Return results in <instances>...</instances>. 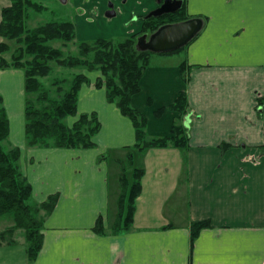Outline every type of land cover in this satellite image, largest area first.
I'll return each instance as SVG.
<instances>
[{
	"label": "crops",
	"instance_id": "0c3cea01",
	"mask_svg": "<svg viewBox=\"0 0 264 264\" xmlns=\"http://www.w3.org/2000/svg\"><path fill=\"white\" fill-rule=\"evenodd\" d=\"M6 1H0V12ZM185 1L187 14L203 19L200 31L180 56L175 55L180 51L153 54L131 104L146 116L150 137L166 136L181 115L168 107L186 92L189 111L181 119L189 134L186 148H132L133 122L108 101L105 86H96L98 71L82 84L71 124L83 113H95L100 121L96 146H29L23 71L0 70L7 142L21 150L19 163L32 200L42 203L58 195L43 220L36 258L28 260L26 240L3 243L0 264H264V0ZM98 3L103 10V0ZM127 5L122 26L127 31L119 32L125 36L141 29L140 18L158 2L127 0ZM83 17L78 20L86 24ZM5 75H17L19 85L14 88V77ZM11 103L18 105L15 115L7 111ZM161 108L166 110L157 115ZM129 153L133 168L144 170L142 190L132 229L114 234L119 161ZM99 219L104 233L94 230ZM199 221L209 226L192 243L191 225ZM13 224L6 222L7 228Z\"/></svg>",
	"mask_w": 264,
	"mask_h": 264
},
{
	"label": "trees",
	"instance_id": "16d2710c",
	"mask_svg": "<svg viewBox=\"0 0 264 264\" xmlns=\"http://www.w3.org/2000/svg\"><path fill=\"white\" fill-rule=\"evenodd\" d=\"M0 12V70L20 68L25 76V136L29 146L54 148H93L96 146L93 136L100 129V121L95 113H83L68 126L65 120L76 115L79 90L89 78L83 73H75L71 80L65 78L54 81L58 86V95L51 97L44 87L41 78L47 77L53 70L50 62L68 69L82 68L88 71H100L102 76L96 86L106 87L107 99L115 103L122 114L129 117L135 127L136 142L132 148L143 152L149 148L177 147L189 145V134L181 119L189 111L186 92H181L168 108L181 115L172 125L171 133L166 136L150 137L147 134L146 116L131 104L132 97L140 91V81L145 70L151 65L153 52L142 50L138 41L144 35H151L165 24L191 19L186 12V1L175 13L163 16H152L142 19L138 32L120 40L99 38L81 40L77 44V54L65 56L61 48L51 42L62 41L64 45L76 38L75 23L71 20L49 21L34 28L27 27L29 9L41 12L43 5L33 0H8ZM194 18V17H193ZM201 21V17H195ZM15 40L20 44L8 60L4 55L11 47L4 40ZM187 46V45H186ZM185 46V47H186ZM183 47V48H185ZM181 48V49H183ZM163 54H173L180 51ZM181 76L188 80L185 68L181 65ZM66 84L67 87H63ZM36 94V99L30 95ZM39 103V104H38ZM38 104V105H37ZM166 108L157 111L162 115ZM10 133L9 118L0 96V217L10 215L14 224L0 231V242L17 229L25 231L26 254L33 261L42 247L43 221L37 217L41 210L46 214L54 208L58 195H51L47 201L35 203L32 200V187L23 175L20 167L21 150L17 146L5 147ZM128 162L120 164V194L117 202V213L111 232L114 234L128 232L132 229L135 213V200L142 190L141 179L144 170L133 168V156L129 153ZM132 169V179L127 172ZM129 169V170H131ZM209 226L208 221L194 222L191 225V241L196 239L200 230ZM98 233L105 228L99 219L94 227ZM12 244L13 242H6Z\"/></svg>",
	"mask_w": 264,
	"mask_h": 264
},
{
	"label": "rangeland",
	"instance_id": "374dc122",
	"mask_svg": "<svg viewBox=\"0 0 264 264\" xmlns=\"http://www.w3.org/2000/svg\"><path fill=\"white\" fill-rule=\"evenodd\" d=\"M0 1H6V0H0ZM8 1V0H7ZM6 1V3H7ZM41 5H43L44 9L41 12H37L34 9H29V19L27 20L26 24L28 28H34L39 25L45 24L49 21H62V20H71L75 23V31H76V38L74 41L67 43L64 45L62 41H54L51 42V45L54 47L61 48L64 52V55H70V54H77L78 48L77 44L79 41H85V40H96L99 38H111L114 40H120L125 37L123 35L124 33H119L122 31V26H125L124 19L127 16L125 12V8H127V0H103V10L101 8V5L99 4L98 0H82L83 4H78L77 0H33ZM118 3V5L116 4ZM9 3V1H8ZM115 5V12L116 15L113 17H108L106 15V12L109 8L110 4ZM2 6V3L0 2V8ZM85 15V18L83 17L84 21H86V24L79 22V16ZM88 22V23H87ZM91 22V23H90ZM83 27H79L80 25ZM130 25V24H129ZM129 27V26H128ZM126 30V28H124ZM122 32H125V31ZM127 31V30H126ZM126 33V32H125ZM81 34L84 36L82 37ZM85 34L87 36H85ZM0 37V41H1ZM8 45L11 47V50L6 53L4 56L10 60L11 56L14 52V50L20 45L15 40H4ZM185 48L181 49L180 52L176 53L175 55H179L180 53H183ZM176 56V57H179ZM50 64L53 67L52 72L44 78H41V81L44 84V87L50 91L51 97H56L58 95L57 88L58 86L54 85V81L56 79H67L68 81L73 78L75 73L83 72L86 76L93 73H96V71H88L84 70L82 68H74V69H68L65 67L58 66L55 62H50ZM20 71H23L22 73V82L24 84L25 76H24V70L21 69ZM100 72V71H98ZM101 73V72H100ZM17 75H11L6 76V78H11L12 82L16 84L13 85V87H17L19 84V81H17L16 78ZM102 76V74H101ZM100 76V77H101ZM1 78V77H0ZM63 87H67L66 84H63ZM36 94L30 95L32 99H36ZM39 104V103H38ZM37 104V105H38ZM4 105V104H3ZM5 107V106H4ZM10 110L7 107V111L9 114L11 112L14 114L18 111V105L16 103H11ZM15 115V114H14ZM75 115L68 116L65 120V123L68 126H71L72 122L74 121ZM14 122H17V118L14 119ZM5 147H8V142H5ZM10 146V145H9ZM124 162H128V160L125 158L122 160ZM129 169H131L129 167ZM128 169L127 175L129 179H132V171ZM46 216V212L44 210H41L37 217L39 219L44 220ZM1 219L9 220L6 222L14 221L10 215H5ZM11 219V221H10ZM6 222H0V230H3L4 228H7ZM112 228V227H111ZM25 231L23 229H17L16 232H14L11 235H7L5 237V240L1 241L0 244L6 243V242H25ZM23 242V243H24ZM7 244V243H6ZM26 244V243H25ZM14 257H19L20 249L18 247L13 248L12 250Z\"/></svg>",
	"mask_w": 264,
	"mask_h": 264
},
{
	"label": "water",
	"instance_id": "95a60500",
	"mask_svg": "<svg viewBox=\"0 0 264 264\" xmlns=\"http://www.w3.org/2000/svg\"><path fill=\"white\" fill-rule=\"evenodd\" d=\"M161 2V0H158ZM182 5L181 0H164L161 6L150 11L145 18L152 16H163L177 12ZM106 12L108 17L116 15L112 6ZM201 29V21L191 18L185 21L165 24L157 31L147 36L144 35L138 41V47L142 50H149L153 53H169L185 47Z\"/></svg>",
	"mask_w": 264,
	"mask_h": 264
},
{
	"label": "flooded vegetation",
	"instance_id": "af4514ba",
	"mask_svg": "<svg viewBox=\"0 0 264 264\" xmlns=\"http://www.w3.org/2000/svg\"><path fill=\"white\" fill-rule=\"evenodd\" d=\"M163 1L164 0H161V2H158V0H157V2H158V5L154 8V9H156V8H158L159 6H161V4L163 3ZM182 1V4L184 3V0H181ZM110 6H112V9H114V5L111 3L110 5H109V8H108V10L107 11H109V9L111 8ZM181 7H182V5H181ZM153 9V10H154ZM115 11V10H114ZM152 11V10H151ZM116 13V12H115ZM148 15V14H147ZM147 15H145V16H142L141 18H143V17H146ZM140 18V19H141ZM142 20V19H141Z\"/></svg>",
	"mask_w": 264,
	"mask_h": 264
}]
</instances>
